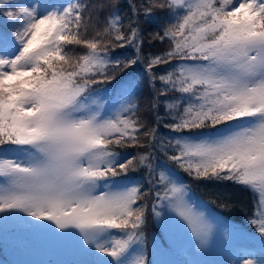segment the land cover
<instances>
[{
    "label": "snow or ice",
    "instance_id": "obj_1",
    "mask_svg": "<svg viewBox=\"0 0 264 264\" xmlns=\"http://www.w3.org/2000/svg\"><path fill=\"white\" fill-rule=\"evenodd\" d=\"M118 3L25 7L0 0V16L17 28L0 30V223L75 237L94 264H150L144 229L151 193L159 222L186 228L198 246L212 226L174 171L155 178L147 149L155 147L158 127L146 126L131 98L110 112L94 88L116 82L131 96L121 74L139 56L113 58L109 49L134 46L139 53L143 41L135 19L124 32ZM130 8L137 16L139 8ZM153 9L174 18L154 34L171 47L149 56L145 70L162 85L156 98H164L171 121L163 127L180 134L160 140V148L193 180L252 192L257 212L249 223L264 244V0H150L144 14ZM173 60L181 62L173 71L155 74ZM172 93L179 95L169 100ZM121 146L146 150L124 156L115 150ZM141 166L152 177L149 191L132 183L130 173Z\"/></svg>",
    "mask_w": 264,
    "mask_h": 264
},
{
    "label": "trees",
    "instance_id": "obj_2",
    "mask_svg": "<svg viewBox=\"0 0 264 264\" xmlns=\"http://www.w3.org/2000/svg\"><path fill=\"white\" fill-rule=\"evenodd\" d=\"M5 2L8 3L7 0H5ZM131 4H135L137 8H139V12L135 17L132 15V10L130 8ZM145 6H150V0H119L118 14L121 18L124 32L127 33L129 31L130 20L135 19V26L140 30L139 40H142L143 44L141 45L139 53L137 52V49L134 46H126L124 48H116L114 51L110 48L109 55L113 58L121 59L137 58V56H139V62L136 65L132 66V68L128 69L126 73L121 74V78L125 84H133L131 88V96L129 98L132 99L133 103L138 105V117L146 124L148 128L158 127L157 142L155 143V147L147 149V151L151 152V160H154L155 156H157V152H159L157 151L158 149L156 150V147L160 145L159 141L163 140V142L167 144L169 140L168 135L177 133H173L169 129L163 127V123L171 121L170 117L166 114L165 109L163 107L164 98H160L159 100L156 98L157 92L160 90L162 85L159 80H157L155 84L150 81L149 74L145 70V61L149 56L158 55L169 50V48L171 47L169 41L165 40L161 42L158 38H154V34L157 32H162L165 26H167L170 22H174V18L172 14L169 13L166 9H153L150 15H145ZM0 10H3V5H0ZM108 11L110 10H106L105 13H103L102 15L106 16L108 14ZM103 26L104 25L102 22L100 24L101 30ZM5 27H7V30L10 34L14 33V26L12 22L7 21L6 18L0 16V30H3ZM93 35L94 31L90 27L88 30V38H91ZM105 39H110V37H105ZM78 51L85 52L87 50L80 48L78 49ZM178 64H180V61L173 60L169 64H161L157 66L154 69V72L157 76H159L167 71H173ZM94 88L111 89L112 92H110L109 94V99L116 100L121 94L120 92L122 85L113 82L111 84H98L95 85ZM178 95L179 94L172 93L169 95L168 99L171 100L172 98ZM153 103H156L158 107L155 109L152 108ZM157 117L161 119V123L158 126L156 124ZM160 136H162L163 138H161ZM141 140L142 142L146 141V138L143 137L142 133ZM115 150L118 152L128 151L131 155H138L143 154L146 149L131 146H121L117 147ZM168 154L171 155L172 151L169 150ZM3 155L10 156L11 154L3 153ZM160 158H162L164 161H166V163L169 164L170 167H172V171H174L175 173L176 171L178 172L179 178L189 186L190 194L198 199L196 200L197 205L203 208L210 209L217 215L222 216L226 224L230 226H239L254 237L258 239L261 238L260 234L256 232L254 227L249 223L250 219L253 218V214L257 212V198L253 195L252 192L248 191L243 187L234 185L228 181L193 180L181 169L177 168L175 164L169 161L164 152L161 154ZM160 166L161 165H158L156 166V168ZM136 174L138 175L136 183H139L144 191H149L152 188V185L149 183L152 177L144 179V173L140 169L134 173H130L132 179L135 177ZM157 176L158 175L155 170L156 179ZM153 202L154 192L149 195L146 203L147 205L152 207ZM225 202H227L228 206L222 207L221 205ZM152 215L153 213H151L150 215L149 212H146L147 219L144 229L146 237V258L150 261V264H154L151 255L152 252L150 249V247L152 246V244L150 245L151 234L155 233L158 238L161 237L160 230H158V225L152 218ZM3 229H9L10 231L17 228H0V232ZM24 230L25 227H23L22 231ZM6 243V241H2L0 239V264H20L19 260L15 257L16 255L31 259L30 253L24 250L21 246ZM8 244H10L12 247L8 248ZM169 253L171 252L169 251ZM181 261L183 263L186 262L184 260Z\"/></svg>",
    "mask_w": 264,
    "mask_h": 264
},
{
    "label": "rangeland",
    "instance_id": "obj_3",
    "mask_svg": "<svg viewBox=\"0 0 264 264\" xmlns=\"http://www.w3.org/2000/svg\"><path fill=\"white\" fill-rule=\"evenodd\" d=\"M7 1L13 5L25 7L29 5L35 7L37 3L50 4L59 7L61 5H66L69 2V0ZM15 31H17L16 27H14V33ZM131 88L132 87L129 88L130 93ZM96 91L104 101L108 102L110 112L114 110L113 106L118 108L121 103H124L129 99V96L120 94L116 100H110L109 94L112 92L111 89H96ZM176 136L178 135L170 134L168 135V138H174ZM160 137L163 138L162 136ZM160 149V145H158L156 150L159 152H157V156H155L154 160H151L153 168L158 175L157 179L161 171L167 173V171L172 168L166 163V161L160 158L163 153ZM119 152L124 156H128L129 154L128 151ZM158 165L161 166L156 168ZM141 170L144 173V179L150 178L147 168L141 166ZM176 174L178 175L177 171ZM137 179L138 175L136 174L132 179V183H136ZM191 196L193 195H190L192 203L197 207L198 211L205 214L212 226V232L208 242L203 246H198L186 228L183 229L171 219H168L165 223L161 224L159 218L155 217L153 214L152 218L155 220L158 225V230H160L161 233L160 238H158L155 233H152L150 238V245L152 244L150 247L152 250L151 255L154 257L155 264H179V262L175 263L171 259V255H167L170 250L175 253L174 256H179L182 259L184 258L187 261H191L193 264H243L245 260L251 261L252 264H264V244L258 239L253 238L250 234L245 233L244 229L226 224L221 216H218L210 209L203 208L199 205L197 206L196 200L198 199L194 196L192 199ZM151 211L152 207L147 205L146 212H149L151 215ZM165 211L167 210L165 209ZM261 211H264V209H261ZM4 215V213H0V216ZM11 227L17 229L10 231L9 229H3L0 232V239L10 244L19 245L30 253L31 259L19 255L15 256L20 264H94V258L79 248L75 237H55L51 231L47 229L30 231L25 228V230L22 231L23 226L11 219L6 225L0 223V228ZM10 244H8V248L12 247ZM85 247H87V245H85ZM103 258L109 259L107 257ZM176 260H180V258H176Z\"/></svg>",
    "mask_w": 264,
    "mask_h": 264
}]
</instances>
